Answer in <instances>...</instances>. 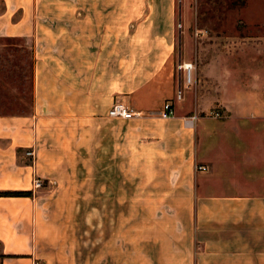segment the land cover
<instances>
[{
  "label": "crops",
  "instance_id": "0c3cea01",
  "mask_svg": "<svg viewBox=\"0 0 264 264\" xmlns=\"http://www.w3.org/2000/svg\"><path fill=\"white\" fill-rule=\"evenodd\" d=\"M3 2L0 33L32 39L35 106L29 115H0V264H76L74 257L62 259L66 250L47 221L49 205L42 204L54 183L52 150L56 142L64 150L72 143L56 137L62 129L53 120L96 119L93 127L81 123L78 143L87 146L93 132L95 150L101 151L96 164L118 166L119 128L112 120L117 118L108 116L115 102L138 114L131 118L140 126L129 132L127 145L135 136L137 146H128L133 149L128 160L146 172L138 196L132 176H122L126 186L120 187L121 175L96 174L95 213L118 214L125 192L123 212L135 214V198H141L137 212L149 216L142 227L149 236L144 255L148 251L154 260L174 264H264V42H256L254 62L196 64L191 87L180 71L165 89L154 84L146 89L150 75L120 89V53L146 50L120 45V38L138 32L165 36L164 29H140L145 22H173L175 0ZM256 38H264V30ZM166 100L174 102V115L164 119ZM108 148L110 157L102 155ZM106 199L110 205L103 204ZM112 225L113 263L119 227Z\"/></svg>",
  "mask_w": 264,
  "mask_h": 264
},
{
  "label": "rangeland",
  "instance_id": "374dc122",
  "mask_svg": "<svg viewBox=\"0 0 264 264\" xmlns=\"http://www.w3.org/2000/svg\"><path fill=\"white\" fill-rule=\"evenodd\" d=\"M175 2L173 22H145L140 29L144 33L150 29H164L167 33L165 36L161 38L136 36L141 33L138 32L135 36L120 38V45L146 49L143 53H120V89L122 86L128 88L126 83L129 80L146 78L149 75L152 82L145 86L146 89L153 84V88L165 89L174 84L178 72L181 75L177 65L184 61L191 62L196 67V64H204L207 61L226 62L232 65L256 60L259 54L256 42H264V38H256V34L264 30V0H175ZM4 8V2L0 0V14ZM121 19L120 30L124 28ZM134 25L135 22L130 23L129 29H134ZM33 77L31 36H9L1 32L0 115H29L34 111ZM192 78L194 80L193 73ZM181 81L184 83V78L181 77ZM194 84L195 81L188 87ZM182 87L180 86L181 89ZM149 99H154V94H149ZM171 103L173 105L174 102ZM137 115L133 118H137ZM112 120L115 127L119 128L116 150L119 165L113 167H101L96 164V158L100 157L101 151L95 150L93 132L87 134V146H80L78 143V129L81 123L93 127L96 119L82 121L75 117H66L53 120L54 126L65 129V134L59 130L60 133L56 137L59 136V140L68 137L72 141L67 150L59 149L61 143L56 142L55 146L58 148L52 150L54 153L52 157H55L57 163L54 168L55 177L51 178L54 183L50 185L49 195L42 198V204L49 205L47 221L52 222L55 239H61L63 249L66 250L62 259L72 260L74 257L76 264L79 261L80 264H174L158 262L148 251L147 255H144L146 251L144 245H149V236L144 234L142 227L144 220L147 218L148 221L149 216L137 212L142 209L141 198H135V214L123 212L125 207L122 206L126 205L125 192L119 202L121 208L118 214L95 213L96 174L113 172L121 175L120 187L126 186L122 176H132V180L131 177L128 179L130 184L134 185L138 196L143 188L141 177L146 172L141 163L135 161L133 164L128 160V157H132L131 147H136L137 144L134 142L135 136L132 137L133 144L127 145L126 141L130 139L129 132L140 124L131 118ZM70 130L71 136L70 134L67 136ZM130 145L131 147H128ZM109 154L110 148L102 152L106 157H110ZM135 155L141 157V153ZM63 157L71 160L69 165L64 166L59 161ZM46 182L44 184H47ZM34 183L37 186V182ZM103 204L110 205V199L104 200ZM112 224L119 227L118 233L114 229L117 236L115 246L118 249L116 252L118 260L113 263L110 261Z\"/></svg>",
  "mask_w": 264,
  "mask_h": 264
},
{
  "label": "built area",
  "instance_id": "2783aa9c",
  "mask_svg": "<svg viewBox=\"0 0 264 264\" xmlns=\"http://www.w3.org/2000/svg\"><path fill=\"white\" fill-rule=\"evenodd\" d=\"M178 70L182 71L183 78H184V85L188 86L189 84H192L193 78L192 73L194 71V64L191 62H180L177 65ZM175 98L177 100L182 99V89L179 87L176 90ZM211 115L214 117H220V113L218 111H211ZM137 113L134 112L131 108L126 106L122 102H115L112 104L110 109L108 110V116L111 118H117V119H129L136 115ZM174 115V108L171 102L165 101L161 107L160 110V117L166 119ZM197 170H206L205 166L198 165L196 166ZM37 186L39 183H36Z\"/></svg>",
  "mask_w": 264,
  "mask_h": 264
}]
</instances>
